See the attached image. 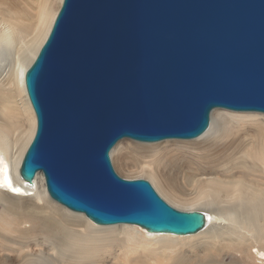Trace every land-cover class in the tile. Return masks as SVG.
Listing matches in <instances>:
<instances>
[{"label": "water", "instance_id": "95a60500", "mask_svg": "<svg viewBox=\"0 0 264 264\" xmlns=\"http://www.w3.org/2000/svg\"><path fill=\"white\" fill-rule=\"evenodd\" d=\"M37 118L19 174L99 225L196 234L144 178H124L122 138L193 139L217 108L264 113V0H63L25 73Z\"/></svg>", "mask_w": 264, "mask_h": 264}, {"label": "bare ground", "instance_id": "6f19581e", "mask_svg": "<svg viewBox=\"0 0 264 264\" xmlns=\"http://www.w3.org/2000/svg\"><path fill=\"white\" fill-rule=\"evenodd\" d=\"M34 2L37 9L35 15L8 9V13L0 19V197L13 203L26 199L34 201L24 209H6L13 219L26 218L24 223L31 224L27 226L23 223L17 233L0 226L1 249L18 252V256L3 254L6 258L2 263L13 264L11 259L22 258L20 264H60L65 258H73L68 253H82V247L90 242L112 239L120 240L119 245L124 249L128 247L126 252L121 251L127 262L138 259L135 255L140 251H146L148 258L141 259V263L142 260L145 264L149 259H155V264H160V259H156L159 255L168 261L163 258L167 256L164 250L199 243V246L204 245L203 248L216 252L222 258L235 253L250 256V251L253 255L251 248L256 245V256L262 255L256 259L264 264V113L218 111L220 108L212 110L208 128L196 138L182 140H190L197 146L206 145L211 140L225 141L230 152L223 151L224 155L220 158H212L211 152L202 153L200 162H196L195 166L190 165V161L182 164L173 154L179 151L177 148L162 153L163 149L177 144L173 141L176 139L151 143L137 141L133 147L135 152H141V174L126 177L147 178L177 208L204 212L206 226L196 234L151 233L133 224L99 225L85 214L71 211L50 198L47 189L42 192L40 184L45 180L42 171L37 172L33 183L21 178L19 168L37 127L36 114L25 87V73L45 43L63 0ZM126 139L122 138L114 145L110 152L112 158L119 144ZM163 142L169 144L161 145ZM238 154L240 157H237ZM221 160L227 161L228 165L222 164ZM180 176L184 177L188 187L194 188L192 196L181 190L178 185ZM200 204L209 208L197 209ZM48 219L53 224L51 226L62 229L67 239L81 233L83 241L66 242L61 249L53 246L52 253L45 248L24 252L23 249L31 246V242L24 241L34 237V230L48 226L41 224L36 227L35 221L45 222ZM62 219L82 228L61 224ZM2 222L7 224L4 220ZM19 244L22 248H17ZM116 260L120 261V256ZM182 261L180 259L177 263Z\"/></svg>", "mask_w": 264, "mask_h": 264}, {"label": "rangeland", "instance_id": "374dc122", "mask_svg": "<svg viewBox=\"0 0 264 264\" xmlns=\"http://www.w3.org/2000/svg\"><path fill=\"white\" fill-rule=\"evenodd\" d=\"M34 1L35 0H0V19L8 13V9L19 10L20 12L22 11L30 12L32 15H35L37 9L36 7H34L35 6ZM219 110L222 111V109H218V111ZM173 141L177 142V144H173L172 146H169L170 148L168 147L166 149H163L162 153L164 152V150L166 151L169 149L177 148L179 151H177V153L174 152L173 154L174 155L176 154L175 157H177L180 160V162H182V164H184L186 161H190L191 162L190 165L195 166V163L200 162V159L202 158L200 155L205 152H206L205 155L209 154L208 152H211L212 158L222 157L224 155L223 151H225V153L230 152V150H228V145L225 144V141H220V140H211L206 145H202V146H197L195 144H192L189 142L190 140H182V139L177 140L176 139ZM136 143L137 141L135 142L127 138L126 140H124V142H121L119 144L117 150H115L113 154V158L111 156L112 164L114 168L115 167L117 168V170L116 168L115 170L122 177H125V178H127L126 176L138 177L141 174L140 164L142 163L143 160L141 158V152H137V151L135 152L134 150L135 148H133L135 147V145H137ZM168 144L169 142L161 143V145H168ZM128 151H130V153L128 156H126ZM238 155L237 157H240V154ZM199 156H200V159H199ZM222 161L223 160H221V162ZM222 164L228 165L227 161L226 162L223 161ZM144 179H147V178H144ZM178 182H179L178 185L181 187V190L189 193L187 195L192 196L191 193L194 191V188L191 186L188 187V185H186L184 177L180 176ZM40 187H41L42 192H44L45 189H47L45 180H44V183L41 182ZM154 188L156 189L155 186ZM157 192L160 194L158 190ZM160 195L165 201L167 202L169 201L164 195L162 194ZM13 202L14 201H11L7 198L0 197V226H2L1 229L11 230L17 233L21 231L22 225L24 221H26V218L18 217V218L13 219L11 217V214H9L6 209H12V208H14L15 210L24 209L28 205L34 203V201L30 199H26V200L15 202V203ZM168 203L172 205L170 202ZM172 206L177 208L174 205ZM206 208H209V207H207L204 204H200L197 207V209H201V210H204ZM179 210H183V209H179ZM52 213H54L57 216H60L59 213H56L55 211H53ZM2 220L6 221L7 224H4ZM28 220L29 219H27V221ZM49 222H50L49 219L46 220L45 222L41 220L35 221L36 227H38L41 224H48V226L44 228L40 227L41 229L37 228L34 230V237L30 240L24 241L28 243L31 242L30 247L23 249L24 252H34V251H38L40 249L45 248L49 253H52L54 252L53 246H55L56 249H61L63 248L62 245L66 242L71 243L73 241H83L81 233H75L72 239H67L64 236L63 231L60 227L51 226L53 224H50ZM66 223L70 224L69 225L70 228H82V227H78L75 224H71V221L69 220L62 219L61 224H66ZM30 224H31L30 222L24 223V225H27V226ZM119 241L120 240L106 239L104 241L97 240V241L90 242L88 243L87 246L82 247L83 248L82 253H79L76 255H72L68 253L73 258L72 259L65 258L62 260L60 264H78V263L90 264V262H93L91 264H117V261H118L116 260L117 256H120V261H118V264L119 263L135 264L136 262H137L136 264H144L143 260L141 263V259L148 258L146 251H140L138 254L135 255V256L138 255L137 256L138 259L136 260L132 259L127 262V260L125 261V254L123 255L121 251L126 252L128 247L124 249L122 245H119L120 244ZM186 245L180 248H171L168 250H164L167 256L166 257L163 256V258H166L168 261H165L164 259H162V256L160 255L157 256L156 259L157 260L160 259L159 260L160 264H179L177 262L180 259L181 260L183 259L181 264H221V263L222 264H262V261L256 259L257 256L258 257L262 256L260 254L256 256L257 254L256 251L258 249V246L256 245L252 246L251 248L253 255L250 251V256L248 254L241 255L240 253H235V255L229 254L225 256L224 258H222V256H220L216 252H212L211 250H209L210 251V255H209L208 254L209 251L203 248L204 245L199 246V243L196 245L194 244L195 246L194 245L186 246ZM17 248H22V245L19 244ZM6 253L18 256L17 251L8 252L6 250H2L0 247V264H3L2 262L6 258V255H3V254H6ZM179 254H181L182 256L180 257H183V258H179L178 257ZM142 256L144 257L142 258ZM148 261L146 262L147 264H155V259H149ZM22 262H23L22 258H13L10 260V263H13V264H20Z\"/></svg>", "mask_w": 264, "mask_h": 264}]
</instances>
